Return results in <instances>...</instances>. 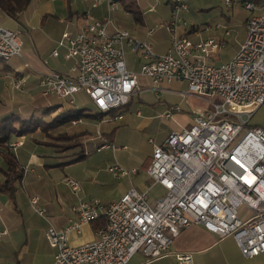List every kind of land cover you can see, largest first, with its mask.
<instances>
[{
	"label": "built area",
	"instance_id": "built-area-1",
	"mask_svg": "<svg viewBox=\"0 0 264 264\" xmlns=\"http://www.w3.org/2000/svg\"><path fill=\"white\" fill-rule=\"evenodd\" d=\"M73 1L86 2L90 8L105 1L106 16L96 19L85 13L76 33L61 34L50 55L58 57L59 49L64 48L61 57L70 66L67 72L50 70L41 75L38 86L42 96H54L74 106L73 95L83 92L101 115L124 106L137 85V73L125 66L122 44L126 41L145 59L138 74L155 83L157 96L162 82L178 81L187 86L182 95L218 100L196 112L189 126L168 133L162 142L148 140L152 155L145 171L153 184L163 188L164 195L151 203L146 191L130 186L108 204L78 199L71 207L75 218L63 228L49 225L44 230L54 248L51 264H129L135 253L157 259L167 254L172 238L190 224H199L219 237L231 236L244 257L264 254V129L248 125L250 115L264 103V5L258 14L245 19V37L231 59L214 64L207 58L219 51L225 38L193 41L176 32L178 26L187 25L182 16L188 10L186 0H170V18L147 31L150 34L161 26L172 33L170 46L162 54H154L148 41L137 40L114 26L110 14L118 7L117 1ZM231 1L226 0L227 6ZM241 3L247 10L258 8L252 0ZM229 33L226 29L224 36ZM22 45L16 30L0 26L2 64L21 56ZM2 77L11 89L25 86L20 73ZM179 110L174 105L165 117ZM76 122L80 119L71 121ZM106 147L114 149L111 144ZM107 171L114 176L128 175L117 163L108 165ZM65 182L78 192L75 180L65 178ZM29 201L34 211L44 216L45 209L37 206L38 196ZM242 206L248 213L240 216ZM101 218L104 225L95 229L94 240L81 245L67 243L71 232L80 233L83 225ZM176 259L190 263L189 254H178Z\"/></svg>",
	"mask_w": 264,
	"mask_h": 264
},
{
	"label": "crops",
	"instance_id": "crops-1",
	"mask_svg": "<svg viewBox=\"0 0 264 264\" xmlns=\"http://www.w3.org/2000/svg\"><path fill=\"white\" fill-rule=\"evenodd\" d=\"M139 1L136 0V4L141 14L139 22L143 25L134 28L131 36L137 40L148 41L154 54L165 53L170 46L172 33L161 26L156 27L150 34L147 31L155 24L166 22L170 18V0H163L165 4L159 0H141L145 5L144 10L140 7ZM238 1L242 2V0ZM252 1L257 4L256 11L259 13L260 8L264 5V0ZM56 3L63 6L64 14L58 13ZM148 5L150 8L146 7ZM161 6L162 13L160 14L159 11L157 13V7L161 9ZM106 8L105 1L90 8L88 3H82V1L30 0L26 10L22 12L25 13L30 9L32 11L28 16L31 20L27 21L30 27L26 28L30 34L29 38H21L23 42L21 56L13 57L7 63L5 61L2 64L4 70H1L0 74L15 72L25 77V86L22 90H16L18 93L28 94L35 89L40 91L38 81L42 74L50 70L67 72L69 69L70 62L61 57L64 48L59 49L58 57L50 55L61 34L65 31L76 33L83 22L85 13L96 19L104 18ZM192 8L197 11L203 7L197 4ZM188 13L189 11L182 14L185 20ZM8 18L9 16L0 10V26L6 24L9 25L7 28L17 31V26ZM186 22L187 25L185 27L178 26L176 32L185 33L193 41L214 37L216 39L225 38L227 42L224 31L230 29V35L233 32V38L228 60L231 59L245 37V21L240 31L235 29L236 27L233 28L234 26L228 22H223L222 26L216 23L215 26L218 25V27L213 30H211L212 27L195 25L188 20ZM22 24L23 28L27 27L26 24ZM109 30L112 31V28ZM122 48L127 70L137 73V85L129 101L124 106L112 109L108 114H105V118H103L104 115L93 114V107L83 92H80L79 96L87 99L88 102L83 101L82 105H78L75 101L74 106L54 96L45 97L40 93L41 97L54 98L56 101L55 105H52L50 101L42 102L43 106H47V108L53 106L50 109L51 117L66 110L75 111L82 108L83 115L79 117L80 122L74 124L83 126L71 129L74 124L70 123L57 130V132L64 131L67 134H78L85 152L82 159L76 163L60 164L62 154L71 149L62 150L60 142L54 137L57 132L51 133V139L41 136L27 140V135L12 138L13 142H21L9 147V151L15 154L22 169V175L20 182L16 183L13 194L0 192V264H51L54 248L49 244L44 230L49 225L57 229L63 228L69 219L75 218L71 207L78 202V199L85 201L99 199L101 203L108 204L118 200L130 186L146 191L147 200L151 203L165 194L161 186L153 184L145 171L150 158L143 162L141 168L144 173H141L140 169H136V166L131 167V170H135L134 173H131L133 178H119L110 175L107 166L116 162L110 161L114 157L105 152L109 150V147L106 146L110 144L109 142L115 141L123 148L126 146L124 143H131L135 147V138L148 135L147 143L152 150V143L148 141L149 139L153 143L162 142L168 133L189 126L192 116L196 112L210 108L209 103L217 100L209 96L182 95L187 86L185 82L178 81L162 82L161 90L157 96L154 93L155 83L150 78L138 74L139 66L145 62V59L140 54H136L137 52H134L126 41L123 42ZM207 61L214 64L227 62L220 60L218 52L211 54ZM1 80H5V78L2 77ZM174 105H178L180 110L172 112L170 117H165L167 110ZM118 114H121L122 117L113 118ZM159 116H163L164 126L168 128V133L159 135L155 140V119ZM250 123L251 126H259L264 129L256 122L250 121ZM93 127L97 129L94 133H90L89 131ZM4 166L3 155L0 152V182L4 179L2 173ZM65 178L75 180L79 184L78 192L71 189L65 182ZM155 187L160 190V196L155 195L150 198L149 193ZM33 196H38L37 206L45 209L44 214L47 212V217L39 216L36 224L30 218V215L35 212L29 201ZM95 238L94 224L89 223L82 226L80 233L71 232L68 235V242L81 245ZM178 254H189V264H264V254L253 258L244 257L231 236L219 237L199 224H190L172 238V243L165 256L149 260L142 254L135 253L130 258L129 264H183L177 261Z\"/></svg>",
	"mask_w": 264,
	"mask_h": 264
},
{
	"label": "rangeland",
	"instance_id": "rangeland-1",
	"mask_svg": "<svg viewBox=\"0 0 264 264\" xmlns=\"http://www.w3.org/2000/svg\"><path fill=\"white\" fill-rule=\"evenodd\" d=\"M163 2V0H159ZM34 2V1H33ZM79 2V1H75ZM141 4L143 3L141 0L139 1ZM83 3V2H82ZM58 6V13H65V10L63 6L60 4L56 3ZM80 4V3H79ZM140 7L142 10L145 9V5H141ZM162 4H165L164 2ZM187 8L189 11L188 14H186V20L191 21L192 23H195V25H202L203 27H212L211 30H213L216 26V23L219 26H222L224 23L228 22L230 25H233L235 29L238 31L241 30L243 22L245 19L249 16L258 14L256 10H247L243 7L241 2H238V0H232L231 1V6H227L226 0H186ZM202 5V9L200 10H195L192 7L194 5ZM81 5V4H80ZM150 8V5L146 6ZM150 11V10H149ZM161 14L162 13V6L161 9L157 7V13ZM186 11V12H187ZM31 9L29 11H26L25 13H20L17 16V19H13L9 17L10 22H14V25L17 26V32L19 33L20 37L22 39H28L29 38V33L26 31V28L29 29L30 24L27 23V21L31 20L28 18L31 14ZM140 16L137 17L136 14L130 11H126L124 7L118 3V7L111 12L110 18L111 21L113 22L114 26L118 29L125 30L127 31L130 35H132V30L134 28H138L142 26L143 24L139 22ZM227 17H229L227 19ZM194 21V22H193ZM224 22V23H223ZM26 24L27 27L23 28V24ZM228 24V25H229ZM1 26H9L6 24H1ZM14 28V27H12ZM40 28V27H39ZM42 30V28H40ZM231 33V32H230ZM226 37L227 42L220 47L218 53H219V58L221 61H228L230 58V51L232 49V38H233V32L232 34ZM138 54V53H136ZM134 56L132 55V58ZM11 59V58H10ZM9 59V60H10ZM9 60L6 61L9 62ZM2 75V74H0ZM7 79L1 80L0 78V119L2 117H6L7 115L10 114H19V116L23 117H30L31 113L33 111L34 114V119H41L44 117V119H48L49 115L48 113L45 114V109L40 108L36 105H44L42 102H47L50 101L52 102V105H55V99L54 98H45L41 97L40 91L38 89L32 90L28 94H23V93H18L16 90L11 89L10 86H8ZM80 92L74 94V99L78 105H82L83 101L88 102L87 99H84L83 97L81 98L79 96ZM215 100H218L217 97H214ZM33 107H36V110H32ZM250 119L248 121V125H250V121L252 123L256 122L258 125H261L264 127V103H262L252 115H250ZM106 116L104 115L103 118ZM163 116H159L158 118L155 119V140L156 137L159 135H163L165 133H168V128H165V120L162 118ZM41 126L44 124L40 122ZM83 126L82 124H77L73 125L71 129L74 128H79ZM95 129L97 128H91L89 131L90 133L96 131ZM70 130V129H69ZM54 132V131H52ZM56 134V133H55ZM42 134L39 132L32 133V134H27L26 138L27 140L31 139L32 137H41ZM147 136H140L137 139L135 138V147L131 143H124L126 144L125 148L123 146H120L117 142H109L111 145L115 146L114 149L111 147L109 150H106L107 154L112 155V158L110 161L116 162L120 167H122L124 170L128 171V175H118L117 177L119 178H133V174L130 173L131 167L136 166V169H140L141 173H144L142 170V165L145 159H149L152 155V150L147 143ZM56 137V135H54ZM57 139V138H56ZM60 142V141H59ZM63 144L62 142H60ZM156 143V142H155ZM65 144V143H64ZM63 145H61L62 148ZM70 150V149H67ZM77 150V148H75ZM75 150H70L69 152H64L62 154L61 161H66L67 159L72 158V153ZM67 164V163H65ZM113 175V174H110ZM122 180V179H121ZM114 191V189H113ZM160 190L155 187L150 193L149 197H154L155 195H159ZM160 196V195H159ZM239 215L243 216L248 213V209L244 206H242L239 209ZM39 216L37 213L33 212V215H30L31 220L33 221L34 224L38 223ZM46 218L47 217V212L44 214V216H41ZM69 245H78L70 242H67Z\"/></svg>",
	"mask_w": 264,
	"mask_h": 264
},
{
	"label": "trees",
	"instance_id": "trees-1",
	"mask_svg": "<svg viewBox=\"0 0 264 264\" xmlns=\"http://www.w3.org/2000/svg\"><path fill=\"white\" fill-rule=\"evenodd\" d=\"M119 4H121L126 11L133 12L134 14L140 16V10L138 9V6L136 4V0H115ZM30 0H0V10L7 16L17 19V16L22 13L24 10H26L27 6L29 5ZM1 70H4V66L0 62V72ZM40 108L45 109V114L50 112V109L52 107L38 105ZM36 110V107H33L32 110ZM75 110V111H69L66 110L61 114H56L51 117L49 115L48 119H44L42 117L41 119H34L33 111L31 113V116L23 117L19 116V114H10L6 117H2L0 119V152H2L3 159L5 166L2 169V173L4 175L3 181L0 182V192L13 194L16 189V183L20 182L21 175H22V169L20 168L17 159L15 157V154L11 151H9V143L13 142L11 141L12 138L15 137H22L27 134H32L39 132L42 134V137H51V133L57 132V130L61 129L64 125H68L71 123L74 119H79L83 115V110ZM94 115L96 116H102L94 110ZM40 122L44 123L42 126ZM56 138L58 141L62 142V150L66 151L67 149H75L72 153V158L67 159L65 162L61 161L60 164L66 165L65 163H73L80 159H82L85 156V152L82 149V142L79 140L78 134H67L64 131L57 132ZM51 139V138H50ZM65 143V144H64ZM61 159V158H60ZM148 163V162H147ZM91 224H94V228L97 229L100 226L104 225V221L101 218L100 220L97 219Z\"/></svg>",
	"mask_w": 264,
	"mask_h": 264
}]
</instances>
